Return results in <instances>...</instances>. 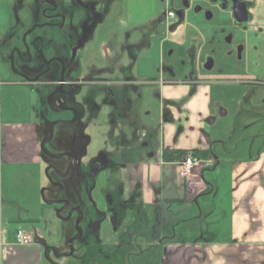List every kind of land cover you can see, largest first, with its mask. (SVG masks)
I'll return each instance as SVG.
<instances>
[{
  "label": "rangeland",
  "instance_id": "1",
  "mask_svg": "<svg viewBox=\"0 0 264 264\" xmlns=\"http://www.w3.org/2000/svg\"><path fill=\"white\" fill-rule=\"evenodd\" d=\"M184 2L190 8L184 7ZM196 6L204 8L199 16L194 13ZM206 7L205 0H157L145 5L139 0H18L10 20L3 9V29L12 32L17 46H29L30 52L23 58L29 61L31 56L35 65L39 58L47 56L49 63L43 62L41 70H51L39 81L49 88L37 85L17 88L18 100L10 112L3 104V117L19 118L18 109L27 103L25 99L30 91H35V106L43 107L42 117L45 118L42 121L35 115L33 119L42 129V152L61 157L58 163L50 161L60 177L54 179V185L47 182L45 187L60 191L63 188L62 192L71 197L72 207L80 209L84 216L80 218L75 211L73 220L66 226H75L68 229L69 232L63 230L65 224L61 222L53 228L38 226L47 234L52 232L54 238L50 242L51 237H46L50 250L48 256L43 255V264H165L163 253L167 244L166 239L159 237L157 213L148 218L137 206L124 203L123 167L127 158L136 152L139 157H143L144 151L153 154L152 150L157 149L161 141L159 129L169 122L168 116L165 115L163 124L156 87L114 83L109 88L111 82L127 78L160 80L170 71L187 80L203 76L215 82L211 85L213 102L221 101L230 111V117L223 124L219 118V123L215 124L212 120L218 113L214 116L212 111L201 121L203 137L192 141L202 144L207 140L205 135L209 129L211 133L220 129L225 133V143L233 149L254 142L251 145L256 148L264 144V75L252 74L246 61L239 63L233 56L222 62L218 53L210 51L226 46L222 38L224 41L225 36L233 32V24H226L231 14L224 20L220 16L223 9L216 6L211 8L215 18L206 21ZM169 10L176 12V19L152 28L151 17ZM181 13L185 16L182 20L178 16ZM237 41L235 37L233 43ZM209 53L214 55V69H208ZM250 78L257 83L253 86L217 84L219 80ZM136 85L137 92L134 91ZM244 94L253 96L243 102L240 115L234 99ZM41 95L48 97L41 100ZM192 95L173 107V115L176 113L173 123L176 122L178 132L176 141L183 132L194 127L190 125ZM123 114L126 117L122 118ZM143 127L151 128L145 141L135 138L133 133L139 129L140 136ZM145 144L149 145L147 150ZM78 151H87L89 156L88 164L83 163L80 168L73 159ZM69 153L73 155H67ZM2 172L5 210L22 217L29 216L28 210L32 211L30 217L40 218L39 208L29 203L34 197L29 196L30 184L35 181L25 179L24 171L19 168L12 179L6 169ZM48 175L54 177L51 169ZM81 176L85 178L82 181ZM42 191L45 196L46 191ZM18 226L17 230H26L19 224H14L12 230ZM77 231L83 233V239H76ZM16 253L18 251L14 250L11 255ZM11 259L7 255L3 264H10Z\"/></svg>",
  "mask_w": 264,
  "mask_h": 264
},
{
  "label": "crops",
  "instance_id": "2",
  "mask_svg": "<svg viewBox=\"0 0 264 264\" xmlns=\"http://www.w3.org/2000/svg\"><path fill=\"white\" fill-rule=\"evenodd\" d=\"M139 1L145 5L149 1L153 3L157 0ZM249 1L255 4L248 10L252 20L248 27L250 35L247 38L249 42L246 45L245 61L250 64L252 74L264 75V58L258 61L251 36L256 30H264V0ZM20 4L22 5L21 2ZM17 7L18 0H0V264H3L7 255L12 258L10 264H43V255L48 256L50 250L47 238L51 237L50 242L54 238L52 232L47 234L45 229H39L38 226L53 228L61 222L65 224L62 227L67 232L74 226L66 228L73 217L66 218V212H58V203L65 194L45 187L47 182L51 183L60 177L59 171L50 165V161L58 163L61 157L42 152V129L33 119L35 115L42 121L45 118L42 117L43 107L35 106V91H30L25 99L27 103L18 109L19 118L3 117V104L8 106L7 111L10 112L13 103L18 100L17 88H34L36 85L46 87V83L42 85L39 81L51 71L41 70L44 63L48 65L49 57L43 55L35 65L31 56L29 61L25 60L23 56L30 52L29 46H17L13 43L12 32L8 28L3 29V9L10 20V14ZM122 81L116 80L110 85L133 81L131 85L156 87L163 124L165 115L169 120L159 129L161 141L158 148L152 150L153 154L144 151L143 157H139L136 152L131 158H127L123 167L126 197L124 203L137 206L148 218L157 213L156 216L160 219L159 237L166 239L167 244L163 253L166 257L164 263L168 260L167 264H264V144L256 148L251 145L254 142L233 149L225 143V133L220 129L213 133L209 129L205 135L207 140L204 139L202 144L192 141L203 137L201 121L209 117L212 111L215 112L214 116L218 113L212 123L214 121L216 124L221 118L220 124H223L230 117V111L221 101L213 102L211 85L215 82L210 79L203 76L181 79L170 71L167 77L160 80ZM218 83L253 86L257 80H219ZM47 88L49 86L45 89ZM190 93L193 94L190 98V125L194 127L183 132L179 141H176L174 138L178 132L176 122L173 123V117L176 118L173 107ZM143 96L145 97V93ZM252 96L244 94L234 99L237 113L241 115L243 102L252 99ZM47 97L42 98L41 95V100ZM148 132H151V128H142L143 138H146ZM147 146L149 145L144 146L145 149ZM163 149L207 150L209 158L217 160L218 163L203 165L192 176L184 178L181 175L182 160L169 163L163 161ZM70 154L73 155H67ZM88 158L87 151H78L74 153L73 159L80 168L83 163L88 164ZM3 168L9 172L11 179L19 168L24 171L25 179L35 181L30 184L32 190L29 196L34 197L29 203L39 208L40 218L30 217L32 211L28 210L26 212L29 216L23 217L5 210L1 189ZM49 169L53 172V178L48 175ZM83 179V176L79 178L80 181ZM42 190L46 191L45 196ZM67 197L71 199L69 194ZM78 202L82 205L80 198ZM80 213L82 215L81 210ZM32 220L37 221L31 222ZM14 224L24 226L38 238L28 245L18 244L16 230L19 226L12 230ZM14 250L18 253L11 255ZM153 259L157 260L154 257Z\"/></svg>",
  "mask_w": 264,
  "mask_h": 264
},
{
  "label": "flooded vegetation",
  "instance_id": "3",
  "mask_svg": "<svg viewBox=\"0 0 264 264\" xmlns=\"http://www.w3.org/2000/svg\"><path fill=\"white\" fill-rule=\"evenodd\" d=\"M205 2L207 3V7H208V8L207 7L205 8V12H204L205 13L204 17H205L206 21H211L215 18L214 14L212 13V11H213L212 9H214L213 7H215V6L223 9L222 14L220 15L221 18H225L224 20H227L228 16L231 14V18L230 17L229 18L231 20H233V21L230 20V22H227V23L225 21V23L227 25L233 24V25H231V26H233L232 27L233 32H231L229 35H226L224 38V41L222 38V42H224L226 46H224L223 48H221L219 50L218 49L217 50L211 49L210 51L214 52V53L215 52L218 53L222 62H226L227 60L231 59L234 56L235 59L237 60V62L243 63L245 61L244 55L247 52V49H246L247 46L244 44V42L245 41L247 42V38L250 35L249 31H248V27H249L250 21L252 20V16L249 15L248 10H249V8L254 6L255 3L252 1H249V0H205ZM184 7L190 8V5L187 2H184ZM203 10H204V8H200L199 6H196L194 9V13H195V15L199 16L200 13H203ZM230 11H231V13H230ZM169 13H174V18H170L168 16ZM227 14H228V16H227ZM178 16L180 17V20H182L185 17L184 13L183 14L181 13ZM176 17H177L176 12L172 11V10H169L167 13H163L160 16L158 14L156 15V13H155L154 17L150 19V25L152 26V28L155 29L157 24H161L164 21L171 20V19L174 20V19H176ZM221 30L223 31L224 29H221ZM251 36L253 39L252 46L254 47V50H255L256 55L258 57L257 59L259 61V59L264 58V30H256L255 33H253ZM235 37L238 39L237 43H233V40ZM134 48L136 49V47H134ZM207 57H208L209 62H210V64L208 63V67L209 68L211 67L210 69H214V66H215V62L213 59L214 55L212 53H209V54H207ZM127 79L134 80V78H127ZM131 82H133V81H130V83ZM103 83H106V82H103ZM130 83H128L127 85H131ZM61 84H63V82H61ZM108 85H109V88L113 87L110 84H108ZM123 85H125V84H123ZM137 89L138 88L136 85V87L134 88V91H138ZM108 91L111 92L112 90L108 89ZM112 97H113V94H112ZM110 102L113 103V100H111ZM124 117H126V116L123 114L122 118H124ZM138 130L139 129H135L133 131L134 137L135 138L139 137L140 140L142 139V141H145L146 138H143L142 129L140 130V136H138V134H139ZM145 145H147V144H145ZM162 159H163V157H162ZM75 163H77V161ZM51 184L54 185V181H52ZM62 190H63V188H62ZM58 205H59V210H58L59 214H61V213L63 214L66 212V214H65L66 218H72L74 216L75 211L78 212L80 218H82V219L84 218L83 215H81V213H80V209H78L77 207L74 208L71 206V201L69 200L67 195L60 198ZM71 207L73 208V210L71 209ZM78 234L79 235L76 239H79V240L83 239V236H82L83 233L79 231ZM33 235H34V241H35V239L38 238V236L35 235V233H33Z\"/></svg>",
  "mask_w": 264,
  "mask_h": 264
},
{
  "label": "built area",
  "instance_id": "4",
  "mask_svg": "<svg viewBox=\"0 0 264 264\" xmlns=\"http://www.w3.org/2000/svg\"><path fill=\"white\" fill-rule=\"evenodd\" d=\"M170 18H174V13H169ZM218 163L215 159H197L191 155L187 156L182 161V177L187 178L192 176L203 164L216 165ZM16 242L21 245H28L34 242V235L27 230L16 231Z\"/></svg>",
  "mask_w": 264,
  "mask_h": 264
},
{
  "label": "trees",
  "instance_id": "5",
  "mask_svg": "<svg viewBox=\"0 0 264 264\" xmlns=\"http://www.w3.org/2000/svg\"><path fill=\"white\" fill-rule=\"evenodd\" d=\"M189 155L197 159H205V160L210 157L209 151L200 150V149H194V150H189V151L163 149V152H162L163 161L165 162L183 160ZM37 220H32L31 222H36Z\"/></svg>",
  "mask_w": 264,
  "mask_h": 264
}]
</instances>
